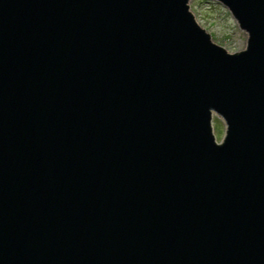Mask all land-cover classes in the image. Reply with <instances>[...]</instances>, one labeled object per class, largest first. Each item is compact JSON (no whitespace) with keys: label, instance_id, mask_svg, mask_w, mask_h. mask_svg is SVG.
Returning a JSON list of instances; mask_svg holds the SVG:
<instances>
[{"label":"water","instance_id":"1","mask_svg":"<svg viewBox=\"0 0 264 264\" xmlns=\"http://www.w3.org/2000/svg\"><path fill=\"white\" fill-rule=\"evenodd\" d=\"M189 1L0 0V264H264V0Z\"/></svg>","mask_w":264,"mask_h":264},{"label":"rangeland","instance_id":"2","mask_svg":"<svg viewBox=\"0 0 264 264\" xmlns=\"http://www.w3.org/2000/svg\"><path fill=\"white\" fill-rule=\"evenodd\" d=\"M189 6L197 22L210 34L213 42L230 53H238L247 48L249 34L221 1L190 0ZM213 131L217 142L221 143L227 133V123L217 114L213 117Z\"/></svg>","mask_w":264,"mask_h":264}]
</instances>
